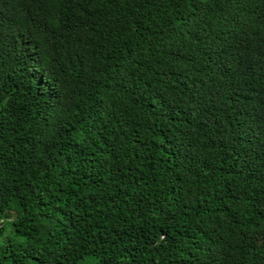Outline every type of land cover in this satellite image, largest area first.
<instances>
[{
  "label": "trees",
  "instance_id": "16d2710c",
  "mask_svg": "<svg viewBox=\"0 0 264 264\" xmlns=\"http://www.w3.org/2000/svg\"><path fill=\"white\" fill-rule=\"evenodd\" d=\"M0 237V264H264V0H0Z\"/></svg>",
  "mask_w": 264,
  "mask_h": 264
},
{
  "label": "rangeland",
  "instance_id": "374dc122",
  "mask_svg": "<svg viewBox=\"0 0 264 264\" xmlns=\"http://www.w3.org/2000/svg\"><path fill=\"white\" fill-rule=\"evenodd\" d=\"M4 233L7 235L8 231H5ZM0 239H1V237H0ZM93 262L94 261H93L92 257H86L79 264H93Z\"/></svg>",
  "mask_w": 264,
  "mask_h": 264
}]
</instances>
